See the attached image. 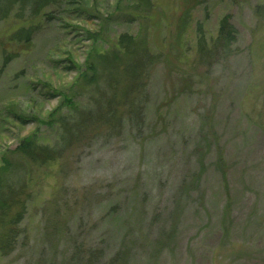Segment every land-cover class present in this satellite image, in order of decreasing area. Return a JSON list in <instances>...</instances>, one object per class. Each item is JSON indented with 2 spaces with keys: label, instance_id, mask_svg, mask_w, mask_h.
Returning a JSON list of instances; mask_svg holds the SVG:
<instances>
[{
  "label": "rangeland",
  "instance_id": "1",
  "mask_svg": "<svg viewBox=\"0 0 264 264\" xmlns=\"http://www.w3.org/2000/svg\"><path fill=\"white\" fill-rule=\"evenodd\" d=\"M76 1L0 18V161L25 137L57 141L50 113L87 103L78 70L124 33L157 57L143 126H90L34 165L0 264H264V0ZM226 15L235 40L216 54Z\"/></svg>",
  "mask_w": 264,
  "mask_h": 264
},
{
  "label": "trees",
  "instance_id": "2",
  "mask_svg": "<svg viewBox=\"0 0 264 264\" xmlns=\"http://www.w3.org/2000/svg\"><path fill=\"white\" fill-rule=\"evenodd\" d=\"M59 0H0V18L8 17L13 10L15 15L30 17L44 14L49 6ZM82 10L86 6L82 0L76 1ZM138 11H148L151 0H135L132 5ZM229 16H224L218 27L213 48L229 54L235 40V28L229 22ZM33 27L21 29L15 33L17 39L28 41ZM204 38L198 40V46L203 56L210 53L204 47ZM208 51V52H207ZM208 55V54H207ZM157 57L142 40L129 34H121L113 50L106 52H91L85 60V67L78 70L73 84L79 94H86L87 103L77 109L72 100L64 96L70 106L73 105V115L59 111L60 105L50 113L57 116L58 136L52 145L37 143L32 137L23 138L12 150L6 151L0 161V255L12 252L29 198L28 177L32 167L46 163L61 156L66 147L74 142L79 134L90 126H104L108 131H114L123 126V121L129 122L134 128L141 130L144 118V105L147 101V78ZM25 120V115H16ZM95 127V128H96ZM99 251V250H98ZM93 255L99 259L101 251ZM100 255V256H99Z\"/></svg>",
  "mask_w": 264,
  "mask_h": 264
}]
</instances>
